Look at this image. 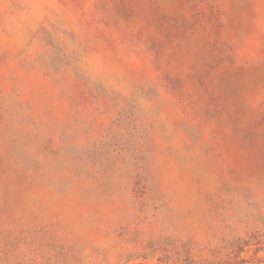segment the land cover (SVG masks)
I'll use <instances>...</instances> for the list:
<instances>
[{"label":"rangeland","instance_id":"374dc122","mask_svg":"<svg viewBox=\"0 0 264 264\" xmlns=\"http://www.w3.org/2000/svg\"><path fill=\"white\" fill-rule=\"evenodd\" d=\"M0 264H264V0H0Z\"/></svg>","mask_w":264,"mask_h":264}]
</instances>
